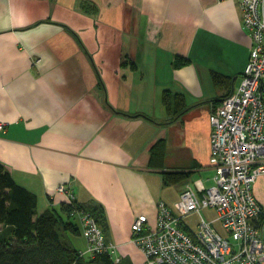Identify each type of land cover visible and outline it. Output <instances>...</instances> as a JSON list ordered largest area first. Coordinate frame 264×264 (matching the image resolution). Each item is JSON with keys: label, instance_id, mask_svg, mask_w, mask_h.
Here are the masks:
<instances>
[{"label": "crops", "instance_id": "crops-1", "mask_svg": "<svg viewBox=\"0 0 264 264\" xmlns=\"http://www.w3.org/2000/svg\"><path fill=\"white\" fill-rule=\"evenodd\" d=\"M249 47L237 0H0V163L36 196L37 215L60 213L66 185L102 210L113 259L145 264L131 224L145 215L154 226L158 203L176 215L182 191L213 185L209 115L238 88ZM163 90L188 107L169 124ZM159 139L162 166H151ZM165 172L184 177L166 184ZM252 191L264 208V177ZM202 216L219 223L213 209Z\"/></svg>", "mask_w": 264, "mask_h": 264}, {"label": "built area", "instance_id": "built-area-1", "mask_svg": "<svg viewBox=\"0 0 264 264\" xmlns=\"http://www.w3.org/2000/svg\"><path fill=\"white\" fill-rule=\"evenodd\" d=\"M237 1L242 28L250 38L249 55L238 88L209 115L213 185L205 188L196 181L195 190L182 191L175 203L176 215L158 203L154 226L145 215L134 219L130 242L143 254L145 264H264V208L252 191L256 178L264 177V0ZM5 129L0 121V132ZM68 190L66 185L57 187L71 204L75 196ZM205 208L215 211L214 221L223 234L202 216ZM74 212L86 241L80 255L104 251L112 255L113 246L94 216ZM193 213L199 220L190 235L181 221Z\"/></svg>", "mask_w": 264, "mask_h": 264}, {"label": "trees", "instance_id": "trees-1", "mask_svg": "<svg viewBox=\"0 0 264 264\" xmlns=\"http://www.w3.org/2000/svg\"><path fill=\"white\" fill-rule=\"evenodd\" d=\"M185 61L175 62V66ZM214 86H227L229 78L212 71ZM161 102L167 113L162 124L175 121L187 110L180 93L163 90ZM151 166H162L165 153L163 139L155 141L149 149ZM184 175L165 172L166 184L182 180ZM34 194L17 185L8 170L0 163V264H122L115 262L109 251L96 253L84 261V255L68 243L69 234L81 235L75 210L91 213L100 226L102 210L92 209L74 200L63 203L60 213H36ZM101 228V226H100ZM102 230V228H101ZM103 231V230H102Z\"/></svg>", "mask_w": 264, "mask_h": 264}, {"label": "rangeland", "instance_id": "rangeland-1", "mask_svg": "<svg viewBox=\"0 0 264 264\" xmlns=\"http://www.w3.org/2000/svg\"><path fill=\"white\" fill-rule=\"evenodd\" d=\"M212 184V183H211ZM210 184V185H211ZM209 185V184H208ZM70 191V190H68ZM77 220H78V217H77ZM96 220V219H95ZM97 222V221H96ZM195 223H196V218L195 217H191L190 220H189V225L192 227V228H195ZM79 224V222H78ZM98 224V223H97ZM214 228L221 234H223L222 232V229L220 227V224L219 223H215L214 225ZM100 227V226H99ZM80 228V227H79ZM68 243L70 244V246H73L75 249H78V248H81L82 250L84 249L85 246V239L82 237V236H74V235H71L69 234L68 235ZM89 254H84V261H87L89 259Z\"/></svg>", "mask_w": 264, "mask_h": 264}]
</instances>
